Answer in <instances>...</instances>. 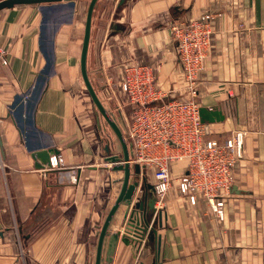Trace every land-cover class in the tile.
I'll list each match as a JSON object with an SVG mask.
<instances>
[{
    "label": "crops",
    "instance_id": "crops-1",
    "mask_svg": "<svg viewBox=\"0 0 264 264\" xmlns=\"http://www.w3.org/2000/svg\"><path fill=\"white\" fill-rule=\"evenodd\" d=\"M79 1L73 10L60 3L46 12L39 4L0 10L7 58L0 65V155L7 166L0 170V264H94L100 227L119 189L122 172L104 160L107 150L119 153V144L80 74ZM114 1L104 32L93 35L91 23L87 71L97 95L103 75L118 82L130 60L153 67L157 88H180L170 25L210 14L212 50L195 99L223 114L207 123L209 137L224 141L242 132L243 144L221 218L201 198L191 203L173 181L155 203L160 218H149L156 232L144 239L125 233L127 208L119 207L109 264H264V0ZM40 148L55 151L59 168L34 167L31 151ZM182 170L181 163L170 167L172 176ZM141 177L154 186L151 169L141 168L131 176L135 196ZM104 256L105 245L102 264Z\"/></svg>",
    "mask_w": 264,
    "mask_h": 264
},
{
    "label": "built area",
    "instance_id": "built-area-1",
    "mask_svg": "<svg viewBox=\"0 0 264 264\" xmlns=\"http://www.w3.org/2000/svg\"><path fill=\"white\" fill-rule=\"evenodd\" d=\"M212 34L210 14L170 25L182 73L180 88H157L153 67L132 60L121 65L118 86L131 106L126 135L130 161L153 172L156 202L164 199L174 181L191 203L201 198L221 218L232 171L242 154L243 133L218 141L209 137L208 124L200 120L195 97L205 59L212 50ZM6 64L5 51L0 49V65ZM177 91L186 97H172ZM50 161L53 169L62 164L58 156ZM178 163L183 170L172 176L170 167ZM6 167L0 155V170ZM133 231L127 235L138 241L147 236L140 228Z\"/></svg>",
    "mask_w": 264,
    "mask_h": 264
},
{
    "label": "water",
    "instance_id": "water-1",
    "mask_svg": "<svg viewBox=\"0 0 264 264\" xmlns=\"http://www.w3.org/2000/svg\"><path fill=\"white\" fill-rule=\"evenodd\" d=\"M78 0H0V10L3 8L12 7L15 4H39L40 9L43 12L52 10L55 5L60 3L61 5L67 6L70 10H73ZM98 0H88L85 19H84V29L83 37L81 43V50L79 56V69L84 86L95 106L98 113L101 115L102 119L108 125L113 135L115 136L120 151L118 154H110L107 150V156L104 160L111 164L110 169L113 171H121L122 175L116 180L119 182V189L113 200L110 208L108 209L104 220L101 224L100 231L98 234V240L96 245V254L94 264H102V253L103 247L105 245V264H109L111 261V256L117 244L120 232H111L110 227L115 218L117 210L121 205H125V233L128 234L132 232L135 228H140L142 232L155 233L156 230L153 226L149 225V218L152 213H157V217L160 218V213H158L155 208L156 198L154 195L148 197L147 189L150 188L154 193V186L145 183V178L141 177L142 188H139V196H135L138 181L131 180L133 174L139 175L141 172V167L136 163H131L130 161V146L126 140V137L122 133L115 117L107 110L99 96L97 95L93 85L89 79L87 71V54L90 42V31L91 23L93 17V11ZM125 0H119L118 5L124 3ZM44 22V21H42ZM44 72V70H43ZM42 78L38 79L40 81L38 87V81L35 84L36 89L30 98H34L37 95L38 88L41 84ZM199 116L201 122L209 123L214 121H221L223 119V114L218 109L206 108L203 106L199 107ZM55 153L52 149L40 148L31 151V157L34 160V167L37 169H50L51 168V154ZM138 215L137 219L135 216ZM134 232V231H133Z\"/></svg>",
    "mask_w": 264,
    "mask_h": 264
},
{
    "label": "rangeland",
    "instance_id": "rangeland-1",
    "mask_svg": "<svg viewBox=\"0 0 264 264\" xmlns=\"http://www.w3.org/2000/svg\"><path fill=\"white\" fill-rule=\"evenodd\" d=\"M78 16L79 20L83 23L85 12L87 8L88 0H80ZM79 1V2H80ZM114 0H98L95 6L92 19V34L95 35L98 32H104L109 23L113 20L112 9L114 6ZM64 10V9H63ZM68 12H60V19L66 20ZM64 18V19H63ZM69 18V17H68ZM57 19H55L56 21ZM114 71V70H113ZM107 76L103 75L102 89H99L100 100L109 108V112H113V116L122 124V133L126 137L127 135V124L130 116L131 106L128 104L124 96L119 90L118 82L115 79L106 80ZM119 81V80H118Z\"/></svg>",
    "mask_w": 264,
    "mask_h": 264
}]
</instances>
